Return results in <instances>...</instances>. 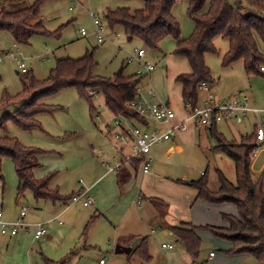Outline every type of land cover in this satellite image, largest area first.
<instances>
[{
	"label": "rangeland",
	"instance_id": "rangeland-1",
	"mask_svg": "<svg viewBox=\"0 0 264 264\" xmlns=\"http://www.w3.org/2000/svg\"><path fill=\"white\" fill-rule=\"evenodd\" d=\"M38 1L0 0V10L16 12L32 7ZM143 7V2L139 0H43L39 8V19L43 20L48 34L36 35L27 43L17 44L10 32L0 30V57H6L12 48L17 46L22 54L20 59L25 63L30 72L29 75L39 82L50 77V73L56 67L58 60L68 58L78 60L83 58L88 50L90 53H94L97 64L94 75L105 79L114 78L122 67H125L126 76L134 74L131 70H135V63L127 62L128 56L134 50H144L148 59L158 65L157 72L162 71L165 66L164 62L169 59V65L173 68L185 66L187 64L186 59L175 55L178 42L174 38L168 37L161 42L157 49H150L138 40L129 43L123 27L118 26L114 29L108 27L105 20L107 11H115L119 8L135 11L141 10ZM187 9V1L181 0L176 3L172 11L181 25L183 39H189L195 28V23L189 17ZM92 15H96L104 26V43L98 42ZM82 30L87 32L88 37L82 36ZM257 42L259 50L264 54V42L259 38H257ZM214 46L217 52L207 54L205 58L206 65L215 82L212 85V95L216 94L222 99L233 97L232 99L238 100L249 97L252 100L251 103H253V97H257V100L264 104V76L248 75L242 61L236 62L230 67L224 66V56L229 50L228 39L221 36L216 37ZM0 77V106L3 105L6 94L15 100L25 94L26 99L32 98L36 92L32 90L25 92L26 76L21 73L18 63L9 57L0 62ZM22 102L23 100L20 99V101L0 107V121L6 114H13L18 110L23 104ZM40 102L46 107L53 108L52 114L39 115L38 120L41 128L25 130L9 123L6 129L0 130V135L18 140L26 148L44 152L38 158L41 164L38 171L40 176L45 179L53 175L50 183L52 185L61 184L67 189L66 193H71L68 191L71 183L75 184L80 179L79 173L75 172L74 169L80 167L81 158L87 156L84 147L88 144L96 146V140H102L110 147L119 145V141L113 135L106 136L104 133L105 125L109 124V119L106 116H110L104 96L99 94L89 100L76 88H68L41 98ZM98 115L100 120L97 118ZM186 115L188 116V114ZM256 122L255 116L250 114L247 119H243L241 122L226 121L221 123L219 129L227 140L240 143L242 137L251 136L255 132ZM192 123L195 124L194 121ZM209 140L208 144L203 142L202 153L197 151L198 155H195V161H189L185 165L193 170L192 182L203 179L204 177L200 176V171H203L201 173L206 174L205 179L209 180L210 189L217 191L219 188L218 172H222L231 182L236 183L235 165L230 158L216 152L214 150L216 142L211 138ZM96 159L99 160L97 157ZM60 160L64 164L59 165ZM252 163L254 178L261 177L264 183V145L258 147L257 156ZM2 175L3 179L0 178V210H3L6 215L10 214L12 217H16L17 213H20V209L27 208V221L41 222L37 218L29 220V218L38 215L40 207L36 208L38 204L31 191H26L22 196L18 195L19 179L10 158H5L2 161ZM65 196L67 197L68 194ZM46 202L51 203L49 200ZM39 203L41 204V202ZM225 206L233 208L237 214L234 206L230 204ZM156 226L159 233L161 231L160 225L157 223ZM31 230L35 233V229ZM49 230V235L57 238V240L54 239V243H49L47 240L50 239L46 238L34 242L32 233V238L30 237L26 246L24 244L15 259H12L11 250L13 248L8 250L5 244L0 246V264H34L35 262L45 264L43 256L52 261L61 262L68 258L71 250L75 253L65 260V264H100L101 260L111 264L110 262L114 257H126L123 254L115 255V248L109 246L110 241L106 242L105 247H91L87 243V232L79 236L80 239L76 237L72 246L63 250L59 247L60 239L64 238L63 233L57 230L53 232L51 226H49ZM198 234L201 237L205 235V243L202 239L200 248V261L204 260V257L206 260L209 253H214L217 258L229 256L226 257L228 258L226 264H260L248 254H228L232 244L210 232L198 231ZM151 236V241L156 247L155 252L158 253L159 247L155 240L157 238L155 235ZM2 240L7 241L8 239L2 236ZM99 252L102 254L99 255ZM198 264L201 263L198 262Z\"/></svg>",
	"mask_w": 264,
	"mask_h": 264
},
{
	"label": "trees",
	"instance_id": "trees-1",
	"mask_svg": "<svg viewBox=\"0 0 264 264\" xmlns=\"http://www.w3.org/2000/svg\"><path fill=\"white\" fill-rule=\"evenodd\" d=\"M144 7L132 11L119 8L107 11L105 20L109 28L121 26L128 41H141L145 47L157 49L161 42L174 38L178 44L175 55L185 58L192 72L182 75L177 82L183 87V101H191L194 105L199 101L198 87L201 83L213 85L210 69L206 65V55L216 53L214 40L223 37L229 40V50L224 56L223 64L230 67L242 61L248 75H261L264 65V54L259 50L257 38L264 42V0H186L188 15L194 21L195 28L189 39L182 38V29L172 11L179 0H139ZM43 0H39L32 7L7 12L0 10V30L10 32L17 44L27 43L36 35H47L43 20L39 19V8ZM97 64L94 53L88 52L83 58L61 59L51 71L50 77L43 81H35L28 71L25 92L36 91L32 98L26 94L13 100L5 95V107L15 101L23 100L18 110L13 114H6L0 121V130L6 129L12 123L25 130L41 128L39 115L53 113V108L41 104L40 99L68 88H76L89 100V91L102 94L106 108L112 115H128L135 122L142 124L133 116L127 105L137 99L136 89L141 86V75L126 76L125 68L112 79H105L94 75ZM1 81V77H0ZM93 108V107H92ZM99 116V115H98ZM100 117V116H99ZM217 126L210 130L211 137L216 141L214 150L230 158L235 165L236 183L231 182L222 172H218L219 188L212 191L209 180L203 179L192 182L198 191V200L210 205L230 204L237 209V215H222L227 227L205 226L195 228L183 224V228H171L173 234L180 240L185 251L197 260L202 245L196 231H207L232 244L230 255L248 254L260 264H264V183L262 178L255 179L252 171L253 154L259 147L255 132L242 137L240 143L227 140L218 133ZM44 152L38 149L26 148L18 140L0 135V178L2 175V161L10 158L13 161L18 179V195L26 191L33 193L35 201H60L75 196H62L58 190H51L52 176L38 180L34 171L41 168L38 158ZM132 166L137 168L139 162ZM122 171V170H121ZM184 184V182L179 181ZM78 196V195H77ZM155 203H162L154 200ZM162 205H164L162 203ZM134 253L145 263L151 262L148 249L139 246ZM66 260V259H65ZM45 260L46 264H65Z\"/></svg>",
	"mask_w": 264,
	"mask_h": 264
},
{
	"label": "crops",
	"instance_id": "crops-1",
	"mask_svg": "<svg viewBox=\"0 0 264 264\" xmlns=\"http://www.w3.org/2000/svg\"><path fill=\"white\" fill-rule=\"evenodd\" d=\"M84 37H88V34ZM117 39H119L118 36ZM128 42L131 43L133 41ZM169 61L170 59L166 60L162 71L157 72L158 65L154 64L146 56L141 63H135V70H131L134 74L130 76L143 73L145 71L143 64L155 66V70L150 75L144 74L145 76H141L143 78L141 87L144 90V95H147V91L152 88L156 92L157 101L167 103L175 113L172 125L177 126L182 122H186L187 130L179 133L171 141L161 143L152 149L151 156L153 160L147 174H142L140 167L134 168L132 163L126 164L121 169L122 171L120 170L118 173L108 172L105 164H116L124 159V156L130 154V147L127 144L122 145V148L118 149L121 146L120 143L117 147H110L102 140H96V142L94 141L96 146L88 144L84 147L87 156L86 158H81L80 167L74 169L75 172L79 173L80 179L75 184L71 183V187L68 189L71 193H66L67 189L61 184L55 183L52 185L50 183L49 185L51 190H58L62 196H65V194H68V197L83 195V199L79 203H73L70 199L56 201L57 203L53 201L51 203L36 201L38 204L36 208L40 207V212L37 216L29 218V220L37 218L41 222L27 221L28 212H26L24 222L27 224H44L47 233L43 239H50L47 240L49 243H54V239L57 240L56 237L49 235V226H51L53 232L57 230L63 233L64 238L60 239L59 243V247L63 250H66L68 246H72L74 239L76 237L80 239L81 237L79 236L84 235L86 232L87 243L91 247H105L107 241H110V247H130L136 240H139L136 248L144 246L148 249L151 257L150 263H144L134 253L135 248L130 254H123L126 255L125 258H112L111 264L227 263L228 258L226 257L229 256L217 258L215 255L213 258H210L211 253H209L206 260L205 257L204 260L201 259L202 261H200L199 257L197 260H194L185 251L180 240L170 230L171 228H183V224H188L195 228L208 225L227 227V223L223 221L222 215H237L238 213L236 214L233 208L225 206L228 204L210 205L205 201L198 200V191L191 188L193 187L190 185L192 183L193 170L185 164L189 161H195V155H198L197 151L202 153L203 142L208 144L209 139L213 138L211 137L210 130L198 127L196 123H192L193 121H187L186 114L188 112L184 106L183 87L176 80L182 75L191 74L192 69L188 61L186 60L187 64L181 68L171 67ZM212 92L213 87L211 86L210 93L212 94ZM213 96L221 101L233 98L222 99L216 94ZM202 98L203 94H199V100ZM245 99L248 100L252 108L264 110V104L259 102L257 97H253V103L250 102L252 100L249 97H245L242 100ZM109 115L106 117L110 120V117L113 115L110 112ZM133 124L139 125L135 122V119H133ZM219 127V125L216 127L218 133L224 135ZM261 144L263 146L264 142ZM60 164H64V162L62 163L60 160ZM251 168L253 169V167ZM39 170L40 168L36 169L34 175L37 179H43V176L41 177L38 172ZM201 172L203 171H200V176L203 177ZM179 181L184 182V184ZM85 198H91L93 204L88 207L85 206L83 204ZM139 199H141L140 204H138ZM154 200H160L164 205L159 202L155 203ZM21 211L20 209V213ZM1 212L3 213L4 211L2 210ZM20 213H17L16 217H12L10 214L6 215L5 213H3V216L5 221L15 222L19 219ZM157 223L160 225L161 231L159 233L157 231ZM32 233L34 242L42 240V238L34 240L35 233L32 230L27 231L22 228L16 236L0 234V246L5 244L8 250L13 248L11 250L13 254L12 259H15L24 244L26 246L30 237L32 238ZM196 234L201 239V242L204 239L205 243V235L201 237L198 231H196ZM151 235H155L157 238L155 240L159 247L158 253L155 252L156 247L151 241ZM2 236L8 240L3 241ZM164 244L172 245L173 249H162V245ZM76 249L78 250V248ZM74 253L75 251L71 250L69 256ZM98 254L101 255L102 252ZM43 258L44 262L45 260L52 261L44 256ZM134 258L137 259L135 260ZM53 262L56 261L53 260Z\"/></svg>",
	"mask_w": 264,
	"mask_h": 264
},
{
	"label": "built area",
	"instance_id": "built-area-1",
	"mask_svg": "<svg viewBox=\"0 0 264 264\" xmlns=\"http://www.w3.org/2000/svg\"><path fill=\"white\" fill-rule=\"evenodd\" d=\"M92 19L95 26V34L99 43H104L105 38L103 36L104 26L99 21L96 15H92ZM82 36H87L85 30L81 31ZM147 56L144 50H134L127 58V62L130 64L141 63ZM18 63V67L22 74H27L28 70L22 58V54L17 46H14L11 52L6 56ZM6 57H0L2 62ZM21 61V62H20ZM144 72L140 73L141 76L150 75L155 66L152 64H143ZM261 71L264 73V66L261 67ZM139 74V75H140ZM144 75V76H145ZM211 85L207 83H201L198 87L199 94H203V98L199 100L197 104H193L191 101L185 102V109L188 112L187 121H194L198 127L211 130L215 126L226 121H241L247 119L250 114H253L256 118V138L257 143L264 142V110H258L252 108L247 99L238 100L230 99L227 101H221L215 98L210 93ZM137 99L127 105L133 116H136L143 123L140 125L133 124V117L128 115H113L110 117L109 124L104 127V133L106 136L113 135L116 140L122 145H129L130 154L124 156V159L116 164H105L108 172L118 173L126 164H133L134 161L139 162V167L142 174H147L152 164V149L164 142L171 141L179 133L187 130L186 122H182L177 126L172 125V121L175 119V113L171 107L164 102L157 101L156 92L150 88L147 91V95H144V90L141 86L136 89ZM92 97L98 96L96 92L91 91ZM100 120V117H97ZM257 150L255 149L253 157L257 156ZM83 199V195L75 196L72 199L73 203H78ZM141 199L138 200L140 204ZM85 206H91L93 201L91 198H85L83 200ZM27 208H24L20 217L15 222H7L4 219L3 213L0 211V232L2 235L16 236L19 230L24 228L27 231L35 229L34 240H38L46 236V228L43 223L39 224H26L24 218L26 216ZM162 249H173L172 245L164 244ZM215 256L214 253L210 254V258ZM39 264V263H35ZM101 264H105V261H101Z\"/></svg>",
	"mask_w": 264,
	"mask_h": 264
},
{
	"label": "water",
	"instance_id": "water-1",
	"mask_svg": "<svg viewBox=\"0 0 264 264\" xmlns=\"http://www.w3.org/2000/svg\"><path fill=\"white\" fill-rule=\"evenodd\" d=\"M260 146H262V144ZM138 243H139V240H136L130 247L116 246L115 254L117 255L130 254L132 250L136 248Z\"/></svg>",
	"mask_w": 264,
	"mask_h": 264
}]
</instances>
